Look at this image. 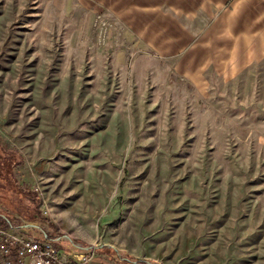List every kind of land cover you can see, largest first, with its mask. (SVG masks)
<instances>
[{
  "label": "rangeland",
  "instance_id": "374dc122",
  "mask_svg": "<svg viewBox=\"0 0 264 264\" xmlns=\"http://www.w3.org/2000/svg\"><path fill=\"white\" fill-rule=\"evenodd\" d=\"M0 140L40 198L0 184L27 235L264 264V0H0Z\"/></svg>",
  "mask_w": 264,
  "mask_h": 264
},
{
  "label": "built area",
  "instance_id": "2783aa9c",
  "mask_svg": "<svg viewBox=\"0 0 264 264\" xmlns=\"http://www.w3.org/2000/svg\"><path fill=\"white\" fill-rule=\"evenodd\" d=\"M0 264H104L96 248H63L48 237L37 238L21 227L0 226Z\"/></svg>",
  "mask_w": 264,
  "mask_h": 264
},
{
  "label": "trees",
  "instance_id": "16d2710c",
  "mask_svg": "<svg viewBox=\"0 0 264 264\" xmlns=\"http://www.w3.org/2000/svg\"><path fill=\"white\" fill-rule=\"evenodd\" d=\"M23 162H24V157L21 156V158L18 159L17 156H15L14 154H11L8 151V149L5 147V145L1 143V140H0V173H2V176L0 175V184L5 183V187H7V189L9 188V184H10L9 189H11L12 188L11 181L14 178L13 167L17 164H23ZM0 188H2L1 185H0ZM21 188L22 189L19 190V187H17L16 181H15L13 190L16 189L17 192L13 191V194L15 195L14 200L22 202L21 211H26V209L33 211L32 208L34 207V205L40 202L38 192L33 190L30 186H26L25 188L21 187ZM20 221L22 220L21 219L13 220V219L8 218L5 215L0 214V226L2 227L10 228V227L15 226V224L22 225ZM51 227L53 228L54 232L57 231L55 224H52ZM44 237H48V239L53 240V241L55 240V237L53 234L45 233L44 236H42V238Z\"/></svg>",
  "mask_w": 264,
  "mask_h": 264
},
{
  "label": "crops",
  "instance_id": "0c3cea01",
  "mask_svg": "<svg viewBox=\"0 0 264 264\" xmlns=\"http://www.w3.org/2000/svg\"><path fill=\"white\" fill-rule=\"evenodd\" d=\"M132 15H133V20L130 21V19H129V20H127V22H135V24H134L135 25V27H134L135 30L134 31L137 32L136 33L137 35H143V33H145V31H146L145 23L156 21V19H157L154 15H151V16L147 17V16H145L146 14H140L139 11H135L134 14H132ZM1 143H3L2 140H1ZM44 234H43V236H44ZM62 246H63V248H68V249H71V250L73 249V247H76V248L79 249V247H77L76 245H71V246L70 245L69 246L62 245ZM100 254H102V253H100ZM102 257H103V260H104V264H107L106 256L102 254Z\"/></svg>",
  "mask_w": 264,
  "mask_h": 264
}]
</instances>
